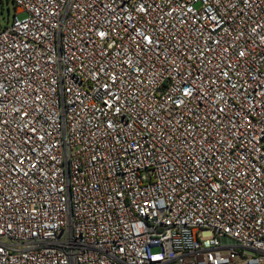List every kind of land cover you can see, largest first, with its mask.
Returning <instances> with one entry per match:
<instances>
[{"label":"built area","instance_id":"2783aa9c","mask_svg":"<svg viewBox=\"0 0 264 264\" xmlns=\"http://www.w3.org/2000/svg\"><path fill=\"white\" fill-rule=\"evenodd\" d=\"M14 2L0 264H264V0Z\"/></svg>","mask_w":264,"mask_h":264},{"label":"rangeland","instance_id":"374dc122","mask_svg":"<svg viewBox=\"0 0 264 264\" xmlns=\"http://www.w3.org/2000/svg\"><path fill=\"white\" fill-rule=\"evenodd\" d=\"M15 9L14 0H0V28H4L9 24L15 13Z\"/></svg>","mask_w":264,"mask_h":264}]
</instances>
